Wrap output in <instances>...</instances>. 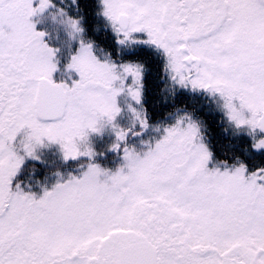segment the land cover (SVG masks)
<instances>
[{"label": "snow or ice", "instance_id": "snow-or-ice-1", "mask_svg": "<svg viewBox=\"0 0 264 264\" xmlns=\"http://www.w3.org/2000/svg\"><path fill=\"white\" fill-rule=\"evenodd\" d=\"M0 264H264V0H0Z\"/></svg>", "mask_w": 264, "mask_h": 264}, {"label": "flooded vegetation", "instance_id": "flooded-vegetation-1", "mask_svg": "<svg viewBox=\"0 0 264 264\" xmlns=\"http://www.w3.org/2000/svg\"><path fill=\"white\" fill-rule=\"evenodd\" d=\"M216 122H218V119H217ZM209 124H210V130H211L213 133H215V131H216L215 123H214L213 121L209 120Z\"/></svg>", "mask_w": 264, "mask_h": 264}, {"label": "rangeland", "instance_id": "rangeland-1", "mask_svg": "<svg viewBox=\"0 0 264 264\" xmlns=\"http://www.w3.org/2000/svg\"><path fill=\"white\" fill-rule=\"evenodd\" d=\"M57 78H59V76H60V72H57V73H55L54 74ZM48 151H53V149H49Z\"/></svg>", "mask_w": 264, "mask_h": 264}, {"label": "trees", "instance_id": "trees-1", "mask_svg": "<svg viewBox=\"0 0 264 264\" xmlns=\"http://www.w3.org/2000/svg\"><path fill=\"white\" fill-rule=\"evenodd\" d=\"M54 150V149H53Z\"/></svg>", "mask_w": 264, "mask_h": 264}]
</instances>
